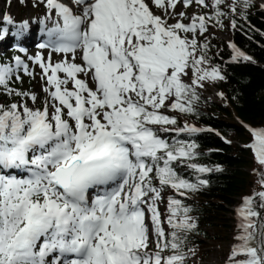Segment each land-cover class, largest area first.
I'll return each instance as SVG.
<instances>
[{
	"label": "snow or ice",
	"instance_id": "6c2138e0",
	"mask_svg": "<svg viewBox=\"0 0 264 264\" xmlns=\"http://www.w3.org/2000/svg\"><path fill=\"white\" fill-rule=\"evenodd\" d=\"M38 2L51 22L48 42L38 47L65 58H29L46 82L42 108L28 106V100L36 103L35 94L10 87L21 79L20 70L34 74L29 65L19 56L15 66L0 62V88L21 98L0 105V264H187L195 250L182 234L197 224L191 209L174 197L162 219V192L171 188L183 198L207 186L205 179L194 183L180 175L181 165L198 174L213 169L194 162L195 143L170 141L160 132L203 131L176 127L166 111L195 114L197 88L225 79L211 61L210 42L199 40L210 27H224L225 0H151L162 15L146 0H73L78 13L60 0ZM181 2L214 13H177ZM226 6L233 17L247 19L255 5L231 0ZM4 20L13 24L7 15ZM27 27L20 25L13 35L22 38ZM231 27H237L235 18ZM229 47L233 62L251 59L235 44ZM248 131L254 138L248 147L264 166V129ZM261 177V190L238 209L228 264H264Z\"/></svg>",
	"mask_w": 264,
	"mask_h": 264
},
{
	"label": "trees",
	"instance_id": "16d2710c",
	"mask_svg": "<svg viewBox=\"0 0 264 264\" xmlns=\"http://www.w3.org/2000/svg\"><path fill=\"white\" fill-rule=\"evenodd\" d=\"M207 1L211 4V0ZM229 3L231 0H225V6H222V10L227 13L223 18L224 27H210V32L199 37L201 42L205 38L210 42L211 61L219 65L225 79L205 81L203 87L197 88L200 99L195 104V114L164 110L177 119L176 127L188 124L203 131L196 134L185 132L180 136H176L175 132H160L170 141L177 139L195 143L197 157L194 162L213 169L207 174H198L181 165L177 167L180 175L194 183L197 178L205 179L208 181L207 186L183 198L177 197L171 188H165L162 192L166 207L169 197L182 199L191 209L190 215L197 224L195 230L182 234L187 238V247L195 250V255L188 253L187 264H192L189 260L191 257L205 259L210 247L230 253L231 244L236 242L234 237L239 231L238 225L231 219L232 207L237 203L241 206L245 197L261 190V173H264V166L258 164L248 147L254 138L246 129V126L251 129L264 128V11L254 4L246 12L247 19H242L240 15L233 17L226 6ZM213 13L214 9L210 7L206 15ZM233 18L237 20L235 29L231 27ZM225 29L230 43L251 57L250 60L233 62L231 47L219 36ZM16 54L10 49L6 56L0 58V62L13 65ZM21 80H13L10 87L32 93L31 79L25 75V85ZM210 86L223 93V98H208ZM19 100L20 97L8 95L0 88V105L7 106ZM217 167L219 171L215 170ZM207 227L211 229L212 236L207 233Z\"/></svg>",
	"mask_w": 264,
	"mask_h": 264
},
{
	"label": "rangeland",
	"instance_id": "374dc122",
	"mask_svg": "<svg viewBox=\"0 0 264 264\" xmlns=\"http://www.w3.org/2000/svg\"><path fill=\"white\" fill-rule=\"evenodd\" d=\"M11 0H0V9H2L3 14H0V21L4 20L5 15L9 16L13 20V24L9 25L6 23V28L9 29L8 35L12 36L13 33H15L20 25L26 23V22H36L43 24L41 21L50 22L46 20L47 16V9L43 3H39L38 0H16L15 3L10 2ZM146 2L149 3V6L151 7L152 11L156 15H162L163 10L157 9L154 5L149 0H146ZM208 2V1H207ZM209 3V2H208ZM253 3L259 7L262 8L261 5L264 4V0H253ZM210 4V3H209ZM177 13L179 12H186L189 17L193 15H206L210 12V7L204 8L196 3H193L190 7L185 8L183 3L177 4V7L175 9ZM5 21V20H4ZM175 19L169 20V23H175ZM185 23H188L189 21L186 19L184 21ZM7 29V30H8ZM210 32V29L209 31ZM14 36V35H13ZM219 36L225 41V43L229 46L231 43L229 41L228 37V31L225 29L222 33L219 34ZM9 40V39H8ZM11 49L9 48V42L8 41H0V58L2 56H6L8 54V50ZM24 54H16V56H19L21 60L29 65V70L34 73L33 75L29 76L26 75L31 81L33 82V88H32V94H35L37 96V101L35 104H33L30 100L27 101L28 106L31 108H40L41 106L43 107L45 100L47 99V94L43 91V88L46 86L45 80L41 79V69L39 68L38 65H35L30 57H35L38 53L42 54L46 58L48 56L52 57V60L55 61H60L61 59L65 58L62 55H53L50 54L48 51H39L36 50L34 45L32 46H27V48L23 51ZM70 56V55H69ZM76 63H80L79 59L77 58ZM13 66H15L13 64ZM19 75L21 77L22 84L25 85V81L23 80L24 78V73L22 70H20ZM81 78H84L83 75H81ZM186 83H191V80L189 78H185ZM89 86L94 87V83L89 80ZM71 87V85H69ZM210 92L207 93L208 97L213 100L215 98L217 90L214 88H209ZM211 93V94H210ZM216 99V98H215ZM17 101L16 103H19ZM163 198L164 195L162 194ZM166 205L164 202V199L160 202V210L164 214L162 216V219L166 217ZM234 210V209H233ZM233 217L235 218V212H233ZM149 227H151V222L150 219L147 220ZM166 230L168 231L169 228L167 224L164 225ZM234 245V244H233ZM233 245L230 247H233ZM207 256H205V259L200 260L199 258L196 257H191L189 259L192 264H225L227 262L229 254H226L223 250H220L218 247H213L207 250ZM226 254V255H225ZM195 258L198 260H195ZM226 260V261H225ZM224 261V262H223Z\"/></svg>",
	"mask_w": 264,
	"mask_h": 264
},
{
	"label": "bare ground",
	"instance_id": "6f19581e",
	"mask_svg": "<svg viewBox=\"0 0 264 264\" xmlns=\"http://www.w3.org/2000/svg\"><path fill=\"white\" fill-rule=\"evenodd\" d=\"M10 2H12V3H15L16 2V0H11ZM0 14H3V12H2V9H0ZM27 25H28V27H27V29H25L24 30V38H22V40L24 41V42H26V44H28L29 46H32V44H33V41H34V39H36V38H38V37H40L41 36V28H42V26H43V24H40V23H37L36 24V22H27ZM26 37V38H25ZM28 38V39H27ZM210 88H213V87H211L210 86ZM203 89V88H202ZM205 89V88H204ZM215 89V88H214ZM218 92V91H217ZM217 92H216V94H217ZM211 94V93H210ZM208 95V94H207ZM208 97V96H207ZM209 98V97H208ZM215 98H216V95H215ZM215 98L213 99V100H215ZM236 208V206L234 205L233 207H232V212L234 211L233 209H235ZM231 209V208H230ZM232 217H233V215H232ZM232 220L234 219L235 220V218L233 217V218H231ZM210 225V224H209ZM207 233L210 235V236H212V231H211V229L209 228V227H207ZM210 248H213V247H210ZM209 248V249H210ZM221 250V249H220ZM226 255V254H225ZM191 259V258H190ZM192 260V259H191ZM195 260H197L196 258H195ZM198 261V260H197ZM226 261V260H225ZM224 262V261H223Z\"/></svg>",
	"mask_w": 264,
	"mask_h": 264
}]
</instances>
